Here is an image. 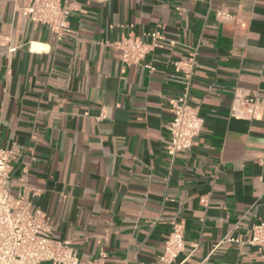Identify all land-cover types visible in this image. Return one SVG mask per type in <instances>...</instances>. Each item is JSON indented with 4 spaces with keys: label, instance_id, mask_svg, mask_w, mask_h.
<instances>
[{
    "label": "crops",
    "instance_id": "obj_1",
    "mask_svg": "<svg viewBox=\"0 0 264 264\" xmlns=\"http://www.w3.org/2000/svg\"><path fill=\"white\" fill-rule=\"evenodd\" d=\"M28 1L0 0L13 195L29 189L83 262L163 264L178 222L185 249L170 264H264V249L230 240L264 221V0H70L62 40L23 15ZM154 30L161 46L140 65L111 44ZM194 50L189 79L174 61ZM188 83L204 125L173 158L170 102ZM238 87L258 96L260 119L230 115Z\"/></svg>",
    "mask_w": 264,
    "mask_h": 264
},
{
    "label": "built area",
    "instance_id": "obj_2",
    "mask_svg": "<svg viewBox=\"0 0 264 264\" xmlns=\"http://www.w3.org/2000/svg\"><path fill=\"white\" fill-rule=\"evenodd\" d=\"M70 0H29L22 7L23 15L34 25L43 24L51 29L58 40L70 31ZM151 40L146 42L135 35L124 36L111 43L122 51L123 61L127 64L143 63L146 56L161 46L163 34L160 30L148 33ZM16 47L10 49L15 51ZM198 64V50L190 53L187 60L174 61L176 70L185 72L191 78ZM149 70H155L151 62L144 64ZM189 83L185 93L172 99L170 108L173 118L168 126L171 140L167 146L168 153L174 158L183 149L192 146L194 138L203 128L204 120L200 108L188 100ZM263 104L258 96L243 87L235 90L230 115L239 119H260ZM12 148L0 147V264H93L83 262L78 250L71 240H59L52 236V227L46 212L35 207L32 195L26 187L18 196L12 193L13 158ZM264 165V154L257 159ZM37 190L34 192L36 194ZM252 234L247 240H236L241 244L264 249V221L252 225ZM185 249L182 224L172 223V231L165 242L162 255L163 264H170Z\"/></svg>",
    "mask_w": 264,
    "mask_h": 264
}]
</instances>
